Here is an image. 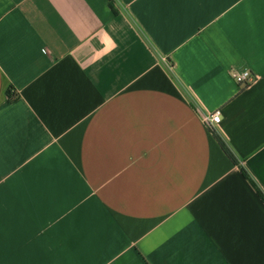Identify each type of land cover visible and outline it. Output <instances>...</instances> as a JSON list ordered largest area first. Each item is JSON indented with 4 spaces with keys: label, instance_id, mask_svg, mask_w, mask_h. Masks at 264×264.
<instances>
[{
    "label": "crops",
    "instance_id": "1",
    "mask_svg": "<svg viewBox=\"0 0 264 264\" xmlns=\"http://www.w3.org/2000/svg\"><path fill=\"white\" fill-rule=\"evenodd\" d=\"M112 4L0 0V264H264V0Z\"/></svg>",
    "mask_w": 264,
    "mask_h": 264
},
{
    "label": "built area",
    "instance_id": "2",
    "mask_svg": "<svg viewBox=\"0 0 264 264\" xmlns=\"http://www.w3.org/2000/svg\"><path fill=\"white\" fill-rule=\"evenodd\" d=\"M230 75L234 82L240 86H247L252 83L255 78L254 73L248 67H244L242 69L232 68L230 69ZM204 121L210 128L218 126L221 121L220 112H213L210 116L206 117Z\"/></svg>",
    "mask_w": 264,
    "mask_h": 264
},
{
    "label": "trees",
    "instance_id": "3",
    "mask_svg": "<svg viewBox=\"0 0 264 264\" xmlns=\"http://www.w3.org/2000/svg\"><path fill=\"white\" fill-rule=\"evenodd\" d=\"M109 5H110V7L114 10L113 4H112V0H109ZM10 93H11V90H8V94H9V96L11 95ZM221 144H222V147H223L224 151H225L226 154L228 155V157H229L234 163H236V160H235V158L233 157V155L229 152V150L224 146L223 143H221ZM241 172H242V175H243L244 177L248 178V175H247V173L244 171L243 168L241 169ZM256 190H257L258 195L261 196V198L263 199V196H262V194L260 193V191H259L258 189H256ZM263 200H264V199H263Z\"/></svg>",
    "mask_w": 264,
    "mask_h": 264
}]
</instances>
